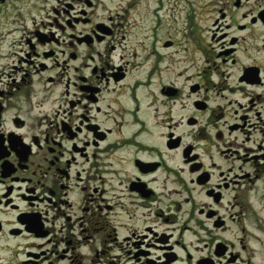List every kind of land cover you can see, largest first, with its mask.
<instances>
[{
    "label": "flooded vegetation",
    "instance_id": "1",
    "mask_svg": "<svg viewBox=\"0 0 264 264\" xmlns=\"http://www.w3.org/2000/svg\"><path fill=\"white\" fill-rule=\"evenodd\" d=\"M24 5L0 0V264H264L263 0L207 1L179 87L111 17Z\"/></svg>",
    "mask_w": 264,
    "mask_h": 264
},
{
    "label": "rangeland",
    "instance_id": "2",
    "mask_svg": "<svg viewBox=\"0 0 264 264\" xmlns=\"http://www.w3.org/2000/svg\"><path fill=\"white\" fill-rule=\"evenodd\" d=\"M83 1L25 0L23 18H28L30 11L33 10L32 15L38 25L41 17L53 15V8L59 11L58 18L61 19L62 7L65 5H73L74 11L84 7L88 14L92 13L90 14L92 18L107 20L111 17L113 22H116L117 42L120 44L117 52L123 54V61H130V65L138 64L143 69L144 61L155 60L156 55H151L154 51L163 57L160 65L163 67L162 80L165 83L174 82L176 87H179L181 83L177 73L184 70L185 75L189 76L186 77V85L194 81L197 55L194 49L198 37L196 24H199L203 9L205 13L208 0H90L92 2L90 8L86 7ZM165 43H170L169 47H164ZM157 79L154 78V83H157ZM146 91V86L140 88L139 94L143 95ZM259 215L264 219V211ZM249 230L252 231V228ZM258 234L264 242V233ZM112 252L114 255L117 254V250ZM112 259L113 264H117V256Z\"/></svg>",
    "mask_w": 264,
    "mask_h": 264
},
{
    "label": "bare ground",
    "instance_id": "3",
    "mask_svg": "<svg viewBox=\"0 0 264 264\" xmlns=\"http://www.w3.org/2000/svg\"><path fill=\"white\" fill-rule=\"evenodd\" d=\"M43 1H46V0H43Z\"/></svg>",
    "mask_w": 264,
    "mask_h": 264
}]
</instances>
